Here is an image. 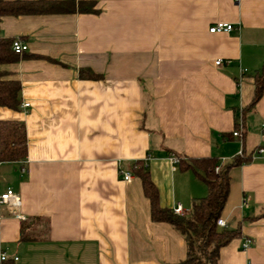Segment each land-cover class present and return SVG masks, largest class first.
<instances>
[{"label": "crops", "instance_id": "crops-1", "mask_svg": "<svg viewBox=\"0 0 264 264\" xmlns=\"http://www.w3.org/2000/svg\"><path fill=\"white\" fill-rule=\"evenodd\" d=\"M94 1L97 14L0 18V37L27 45L0 67L21 85L19 109L0 107V121L26 133L24 159L0 162V195L18 194L26 219L0 204V254L12 264H178L185 240L151 220L132 164L147 166L160 206L190 210L206 188L171 157L225 164L241 153L220 216L239 235L218 264H264V153L253 158L264 148V89L247 108L264 61V0ZM218 22L233 30L209 33ZM80 68L101 79L81 80Z\"/></svg>", "mask_w": 264, "mask_h": 264}, {"label": "trees", "instance_id": "trees-1", "mask_svg": "<svg viewBox=\"0 0 264 264\" xmlns=\"http://www.w3.org/2000/svg\"><path fill=\"white\" fill-rule=\"evenodd\" d=\"M94 0H0V18L22 15L50 14H97ZM15 39L0 37V67L13 63L19 55L12 51ZM81 80L97 81L100 75L89 68L78 69ZM20 82L8 72L0 69V107L17 111L20 105ZM264 89V61L253 75V98L247 108L253 107L261 98ZM237 128V122L234 126ZM26 156V133L20 121H0V162H16ZM248 161L247 157L235 156L230 162L219 163L216 158L202 157L188 162L178 157L181 168L190 169L205 188L206 196L193 199L189 212L183 216L159 204L158 190L149 177V170L142 160H137L130 168L133 176L140 180L144 196L149 202L150 218L153 222L166 223L185 240L186 256L178 264H218L220 249L239 235L238 231L219 228L220 218L226 203L230 175L233 167ZM215 167L218 170L215 171ZM20 239L33 240L22 228ZM5 264H12L5 262Z\"/></svg>", "mask_w": 264, "mask_h": 264}, {"label": "built area", "instance_id": "built-area-1", "mask_svg": "<svg viewBox=\"0 0 264 264\" xmlns=\"http://www.w3.org/2000/svg\"><path fill=\"white\" fill-rule=\"evenodd\" d=\"M233 30V26L232 24L229 23H225V22H218L216 24H213L209 27L208 32L211 34H216V33H229ZM12 51L18 55H21L22 53H24L25 51H27V45L23 44L20 40L15 39L12 42ZM222 62L221 60H217L215 62V65H220ZM242 72H245V70H242ZM21 107L23 108H28L29 104L28 103H21ZM262 129L264 130V122L262 124ZM241 132H240V126H238V128H236L233 132H232V136L233 137H241ZM264 153V148H257L253 154V158L260 156ZM241 156V153H240ZM171 160L173 163H177L178 160L177 158H175L174 156L171 157ZM26 160H23L22 162H20V166H21V172L25 173L26 172V168L24 167V165L26 164ZM218 170V167H215V171ZM123 176V180L124 181H129L132 178V175L130 172L126 171L122 173ZM0 204H4L6 206H8V208L10 209V211L12 212V215L19 220L25 221L26 219L21 216L18 213V209L20 207V198L18 196V194L14 193L11 189H7L5 191V193L0 195ZM242 204L245 205L246 204V199L243 198L242 200ZM173 210V213L179 216H183L185 214H187L189 212V210H184L182 209V207L180 205L176 206ZM217 226L219 228H225L226 225L224 223V221H222L220 218L217 220ZM251 244V240L246 238L244 239L241 248L242 249H247ZM8 260V257L6 255L5 252H2L0 254V264L5 263ZM18 258L14 257L12 258V261H17ZM247 264H251V263H247Z\"/></svg>", "mask_w": 264, "mask_h": 264}]
</instances>
